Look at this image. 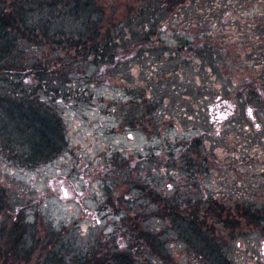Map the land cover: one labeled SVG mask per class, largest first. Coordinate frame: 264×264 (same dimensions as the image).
Instances as JSON below:
<instances>
[{
  "label": "rangeland",
  "instance_id": "obj_1",
  "mask_svg": "<svg viewBox=\"0 0 264 264\" xmlns=\"http://www.w3.org/2000/svg\"><path fill=\"white\" fill-rule=\"evenodd\" d=\"M140 1L107 8L104 25L132 40L112 51L114 65L97 75L93 60H77L31 99L38 117L61 124L57 157L30 169L27 150L0 143V199L12 208L5 227L19 223L27 241L15 261L38 264L52 242L66 259L111 250L133 264H210L172 227L173 204L161 198L179 201L183 217L203 204V231L225 264H264V0H199L175 12ZM26 48L30 67L69 63L62 48ZM218 104L236 113L212 124ZM192 146L202 155H183ZM144 232L165 257L139 239Z\"/></svg>",
  "mask_w": 264,
  "mask_h": 264
},
{
  "label": "trees",
  "instance_id": "obj_2",
  "mask_svg": "<svg viewBox=\"0 0 264 264\" xmlns=\"http://www.w3.org/2000/svg\"><path fill=\"white\" fill-rule=\"evenodd\" d=\"M146 1L159 2V8L175 12L189 2L199 0H141L139 3ZM111 2L112 0H0V84L4 83L3 89H7L6 95H0V143L27 150L28 152L23 153L22 160L30 169L53 161L64 146L59 120L50 116L42 119L33 109L36 104L31 99L38 94L37 90L48 92L53 89L49 81L56 76L64 77L63 74L75 66L77 60H93L99 75L115 64L116 58L112 51L115 48L121 50L124 43L132 42L130 39L124 40L123 32L116 33L114 25L111 28L104 25L107 8H112ZM35 45L62 48L67 54L66 62L69 63L60 70L54 69L53 64L50 66L51 61L48 66L38 62L36 66L30 67L26 61L29 51L26 47ZM258 52L264 60V46ZM259 70L264 72L263 68ZM28 78H34L38 84L35 88H29L30 91L24 85ZM261 81L264 83V76ZM192 147L190 151L189 148H184L183 155L193 154L196 158L201 154L194 152V146ZM158 201L167 206L173 204L168 214L171 225L186 244L197 250L200 258L210 264H225L221 254L223 248L218 245V239L206 234L207 229L203 231V227L207 225L208 213L203 214L202 203L192 202L194 206H191V214L186 213L183 217L176 214L182 209L178 207L181 204L179 201L171 202L161 198ZM4 203L0 199V264H17L19 261H15V256H19L27 248L25 230L20 231L19 223L5 227V219L12 208ZM152 235L151 232H144L139 239L146 241L155 255L165 257V246ZM10 247L12 249L8 250ZM56 249L57 246L52 242L45 245L42 255L46 252L50 255L46 259L39 256L38 264H133L130 253L126 254L124 251L100 253L92 250L66 259ZM34 254L36 253L30 251L26 255L30 258V263L35 258Z\"/></svg>",
  "mask_w": 264,
  "mask_h": 264
},
{
  "label": "flooded vegetation",
  "instance_id": "obj_3",
  "mask_svg": "<svg viewBox=\"0 0 264 264\" xmlns=\"http://www.w3.org/2000/svg\"><path fill=\"white\" fill-rule=\"evenodd\" d=\"M236 113V109L234 107H230V108H226L224 107V105H219L216 106H212L209 108L208 111V117L210 118V122L212 124H222L223 122V115L227 114V120L231 119ZM250 121L251 124L253 125V110H251V114H250ZM252 146H253V142H252ZM208 159L205 160L204 158L202 159V161L204 162H208V160L210 159L209 156L207 157ZM263 251V255H264V248H262Z\"/></svg>",
  "mask_w": 264,
  "mask_h": 264
},
{
  "label": "water",
  "instance_id": "obj_4",
  "mask_svg": "<svg viewBox=\"0 0 264 264\" xmlns=\"http://www.w3.org/2000/svg\"><path fill=\"white\" fill-rule=\"evenodd\" d=\"M227 118V115H223V120H225Z\"/></svg>",
  "mask_w": 264,
  "mask_h": 264
}]
</instances>
